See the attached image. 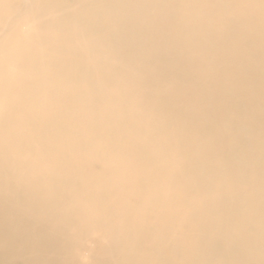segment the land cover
<instances>
[{
  "label": "bare ground",
  "instance_id": "6f19581e",
  "mask_svg": "<svg viewBox=\"0 0 264 264\" xmlns=\"http://www.w3.org/2000/svg\"><path fill=\"white\" fill-rule=\"evenodd\" d=\"M0 264H264V0H0Z\"/></svg>",
  "mask_w": 264,
  "mask_h": 264
}]
</instances>
